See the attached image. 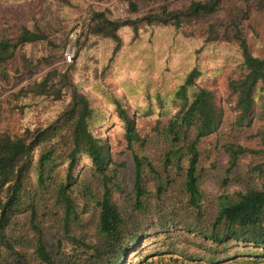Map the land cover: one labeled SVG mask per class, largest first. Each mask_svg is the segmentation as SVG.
Wrapping results in <instances>:
<instances>
[{"label":"trees","instance_id":"trees-1","mask_svg":"<svg viewBox=\"0 0 264 264\" xmlns=\"http://www.w3.org/2000/svg\"><path fill=\"white\" fill-rule=\"evenodd\" d=\"M122 2L129 18L91 11L74 61L0 102L41 120L0 132V264H264V0ZM50 34L43 21L0 33V82L21 47L52 46ZM215 45L241 58L224 94L198 84L196 60ZM135 51L167 56L165 91L136 64L139 78L121 74Z\"/></svg>","mask_w":264,"mask_h":264},{"label":"rangeland","instance_id":"rangeland-1","mask_svg":"<svg viewBox=\"0 0 264 264\" xmlns=\"http://www.w3.org/2000/svg\"><path fill=\"white\" fill-rule=\"evenodd\" d=\"M122 1L72 0V6L67 9H61L58 6L50 9L35 0H26L18 4H0V33L6 32L12 34L22 26H31L35 21H43L50 28L51 34L48 41L53 43L52 46L47 41L45 43L40 42L26 45L16 52L9 67V82H0V102L10 93L18 91L22 86L40 78L49 70L64 69L66 65L62 62V55L67 43V36L75 25L84 24L91 11L110 9L112 13L111 18L114 20L129 18L130 15L126 11ZM260 35L264 39V17L261 21ZM127 59L121 70V74L124 77L132 74L134 78H139L141 70L145 69L146 79L144 83L148 84V88L151 91L158 89L163 92L167 89V86L163 84L165 83V79L161 74L162 65L166 61L167 56L159 52L144 53L135 51L134 54H128ZM240 62L241 58L234 47L227 45L210 46L196 60L202 71L198 84L224 94L225 81L229 76L235 75ZM149 63L153 64V68L147 67ZM176 63L177 60L173 61L174 65ZM135 64L141 70L135 67ZM188 64L190 65V62H184L185 66H188ZM127 69L129 72L126 71ZM119 75L115 77L112 72H109L104 79L105 85L109 86L116 95L121 93L119 89ZM173 85L174 82L169 84L170 87H173ZM89 95L94 106L101 103V98L90 90ZM130 104L134 105V99L130 100ZM40 121V116H32L26 120H22L17 114L10 115L7 113L5 105H0V132L11 131L12 133H20L23 124L33 125ZM144 125V122H140V126ZM120 137L118 126L115 125L109 131V140L113 151L116 153L121 151ZM121 157L120 154L117 156L118 159ZM208 188L212 192H215L216 186L214 182L209 183ZM233 189L231 188L230 191ZM168 259V257H163L159 261L155 257L151 260L157 261V264H170Z\"/></svg>","mask_w":264,"mask_h":264},{"label":"built area","instance_id":"built-area-1","mask_svg":"<svg viewBox=\"0 0 264 264\" xmlns=\"http://www.w3.org/2000/svg\"><path fill=\"white\" fill-rule=\"evenodd\" d=\"M84 28L82 24L75 25L67 36V43L62 55V62L65 65L71 64L74 61L76 52V43L83 37Z\"/></svg>","mask_w":264,"mask_h":264}]
</instances>
